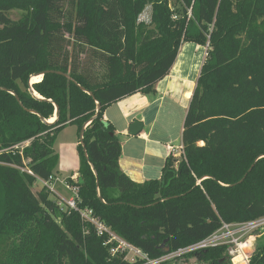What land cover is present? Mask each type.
Wrapping results in <instances>:
<instances>
[{
    "label": "trees",
    "instance_id": "obj_1",
    "mask_svg": "<svg viewBox=\"0 0 264 264\" xmlns=\"http://www.w3.org/2000/svg\"><path fill=\"white\" fill-rule=\"evenodd\" d=\"M174 2L0 0V264H142L112 255L109 232L152 260L223 222L264 216V0ZM146 6L149 23L139 20ZM13 9L23 10L17 20ZM185 42L205 46V58L181 155L166 157L160 178L135 182L119 167L121 144L103 113L153 92ZM34 75L41 78L30 85ZM70 125L80 165L77 180H67L78 201L62 210L46 188L32 186L55 174L53 145ZM84 208L107 231L83 219ZM257 241L249 264H264V233ZM226 249L163 264H230Z\"/></svg>",
    "mask_w": 264,
    "mask_h": 264
},
{
    "label": "crops",
    "instance_id": "obj_2",
    "mask_svg": "<svg viewBox=\"0 0 264 264\" xmlns=\"http://www.w3.org/2000/svg\"><path fill=\"white\" fill-rule=\"evenodd\" d=\"M199 46L195 44V50ZM177 59L168 74L155 83L153 92H136L126 96L111 104L103 113V119L114 126L121 144L119 167L135 182L160 178L166 157L170 154L179 157L181 153L183 121L198 76L194 79L188 73H174ZM115 105L118 109L116 119L109 113V109ZM133 120L142 123L136 135L128 131ZM75 151L78 156L77 169L71 171L70 175H77L80 165V156Z\"/></svg>",
    "mask_w": 264,
    "mask_h": 264
},
{
    "label": "built area",
    "instance_id": "obj_3",
    "mask_svg": "<svg viewBox=\"0 0 264 264\" xmlns=\"http://www.w3.org/2000/svg\"><path fill=\"white\" fill-rule=\"evenodd\" d=\"M26 145V143H25ZM17 147V146H15ZM182 150V146H181ZM28 173H31L30 170H27ZM76 174H72L69 178L73 181H76L77 178ZM41 182V188H46L49 191V194L53 196L54 201L57 205L62 209L66 210L69 208L76 209L78 195H77V187L71 185L66 178H60L55 173L53 176H50L47 180H38ZM60 183L62 188L65 190H70L71 195L68 198H64L62 194L56 188V184ZM80 216L85 219L89 220L96 224L98 231L101 232L102 230L107 231V228L102 224L98 223L93 217L90 216V210L87 208L79 209ZM264 233V216L245 221V222H236V223H225L223 222L221 226L215 230L211 235L208 237L188 245L184 248L178 249L177 251L166 254L158 259H149L145 254H143L138 248L128 244L124 240L117 237L112 232H109V239L110 241H115L116 246L110 248V252L114 255L117 252L125 251L126 248H135L137 251L140 259H143L144 262L142 264H163V262L170 260L174 256H178L184 253L196 251L199 249L213 247L217 245H227L226 254L230 264H249V257L251 253H246L242 248V243L245 239L249 238L250 236L253 237L254 241H256L260 235ZM118 242V243H117ZM122 253V252H121ZM137 257V258H139ZM135 259V261L137 260ZM129 261V260H128ZM132 262V261H130Z\"/></svg>",
    "mask_w": 264,
    "mask_h": 264
},
{
    "label": "rangeland",
    "instance_id": "obj_4",
    "mask_svg": "<svg viewBox=\"0 0 264 264\" xmlns=\"http://www.w3.org/2000/svg\"><path fill=\"white\" fill-rule=\"evenodd\" d=\"M169 2L171 6H173V3L175 4L174 0H169ZM22 12L23 10L21 9H13V10H10L8 14L12 20H17L21 17ZM150 15H151V7L146 6L144 10L141 12L139 16V20L149 23ZM177 57L178 59L174 67V73H178L179 71L181 72V74L188 73L190 77L196 79V77L199 74L201 63L204 61V58H205V46H199V48L195 50L194 43L185 42L181 45L178 51ZM116 106L117 105L109 109V113L112 115L114 119H116L118 115V112H117L118 109ZM61 131L58 133L55 139L54 145H53L55 152L58 154V164L55 168V173L56 172L59 173V174L57 173L56 174L60 178L68 179L71 176L69 173L77 169L75 165L78 162V156L76 155L75 150H77V141H78L77 136L78 135L76 132V126L74 125L69 126L67 129H64L62 132ZM180 155L181 153H179L178 156ZM63 175H68V176H63ZM77 177H78V174L76 175L75 178ZM40 188H41V182H38V181L35 182V184L32 186L33 192H38ZM56 188L58 189V191L62 194L64 198H68L71 195L70 190L63 189L61 184L58 182L56 184ZM50 198L54 200L52 195H50ZM262 237L259 239L260 243H262L263 241ZM259 242L257 240L254 241V246L256 245L255 248H257ZM121 252L124 254V257L126 260H129L132 262H134L137 257L142 256V255H138L135 248H131V247L126 248L125 251H121ZM121 252L119 251L118 253H121ZM167 264H185V263L178 261V262H170ZM186 264H193V262L191 261Z\"/></svg>",
    "mask_w": 264,
    "mask_h": 264
},
{
    "label": "water",
    "instance_id": "obj_5",
    "mask_svg": "<svg viewBox=\"0 0 264 264\" xmlns=\"http://www.w3.org/2000/svg\"><path fill=\"white\" fill-rule=\"evenodd\" d=\"M35 76V75H34ZM41 76H42V74H41ZM66 76L69 78V76L66 74ZM33 77V76H32ZM31 77V78H32ZM31 83H32V81H31V79H30V85H31ZM30 92L35 96L36 95V93L33 91V89L30 87ZM99 110V106L97 107V111ZM58 116V109H57V107H55V113H54V118H56ZM141 126H142V123L140 122V121H137V120H133L132 122H131V124L129 125V129H128V131H129V134H131V135H136V134H138L139 132H140V130H141ZM85 127V126H84ZM79 139L81 140L82 139V131L80 132V134H79ZM164 251H168V247H165L164 248Z\"/></svg>",
    "mask_w": 264,
    "mask_h": 264
},
{
    "label": "bare ground",
    "instance_id": "obj_6",
    "mask_svg": "<svg viewBox=\"0 0 264 264\" xmlns=\"http://www.w3.org/2000/svg\"><path fill=\"white\" fill-rule=\"evenodd\" d=\"M33 78H34V80H33ZM40 78H41L40 75L33 76L31 80H32V82H36V81L40 80ZM53 120H54V118H51V119H49V122H52ZM253 246H254V239L252 236L245 239L242 243V248L246 253L248 252V250L252 249Z\"/></svg>",
    "mask_w": 264,
    "mask_h": 264
}]
</instances>
